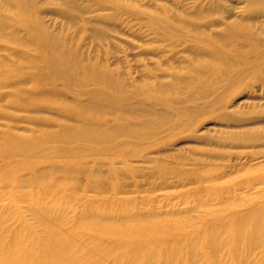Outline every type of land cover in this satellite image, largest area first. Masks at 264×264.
<instances>
[{"label": "rangeland", "instance_id": "1", "mask_svg": "<svg viewBox=\"0 0 264 264\" xmlns=\"http://www.w3.org/2000/svg\"><path fill=\"white\" fill-rule=\"evenodd\" d=\"M258 9L244 0H0V22L19 28L20 39L26 32H47L55 40L53 47L63 48L69 60L106 68L134 96L122 104L135 108L132 114L115 112L149 116L155 132L118 139L100 150L68 146L59 133L56 139L63 142L37 155L15 156L9 164L1 156L0 235L5 248L17 235L25 236L28 248L48 238L52 242L58 239L56 230L84 245L80 264H117L119 257L129 259L130 252L121 240L89 225L91 218H108L113 224L106 227L116 233L126 228L123 222L130 213L141 226L156 228L152 248L144 245L142 250L156 249L149 264H160L164 249L179 252L174 264H264L263 230L259 249L246 247L250 225L241 234L244 245L238 257L233 245L219 247L217 259L204 246L208 232L223 235L226 223L255 218L264 210V12L253 14ZM218 20H244L257 38L245 48L242 43L227 45L235 40L222 37ZM198 32H203L201 38ZM9 44L6 48L0 39V58L17 49L28 51L20 57L32 55L31 47ZM208 68L218 71L209 74ZM191 75L202 81L193 89L186 85ZM174 79L179 90L161 96L154 82ZM0 90L4 94L9 88ZM25 113L0 102V133L29 137L36 118L52 117L39 110ZM75 150L87 154V160L80 162ZM39 192L59 207L51 210L61 220L51 230L45 231L27 205L17 201L22 194ZM189 241L198 244L190 263ZM138 262L144 264V259Z\"/></svg>", "mask_w": 264, "mask_h": 264}, {"label": "bare ground", "instance_id": "2", "mask_svg": "<svg viewBox=\"0 0 264 264\" xmlns=\"http://www.w3.org/2000/svg\"><path fill=\"white\" fill-rule=\"evenodd\" d=\"M244 1L250 6L259 8L253 14H257V11L264 12V0ZM5 18L8 17L6 16ZM218 21L220 23L219 25L223 27L221 31L222 37L235 40L227 43V45L237 46L239 45L238 43H242L241 45L245 48V46L247 47V41H252L254 38H257L252 29H249L247 24H243L244 20L233 21L228 24H221V20ZM18 30L10 28L8 22H0V39L3 40L5 46L10 43L16 47H26L28 49L31 47L32 50L35 49L36 52L34 51V54L37 57L32 56V50L31 56L30 54L23 56L28 52V49H26L27 52L24 49L20 51L23 53L20 57V52L17 49V52L16 50H12L5 57L0 58V75L5 74L2 77L0 76V89L4 88V90H7L9 88L7 93H0V102H6L8 107L18 110V112L27 113L30 110H39L55 117V119L52 117V119L43 118L41 120L39 118H36V120L35 118H30L36 121V125H33L34 129H30L31 135L29 137L12 133L3 136L0 133V157L6 155L7 159L5 161L7 164L11 163V160L15 156L27 155L28 153L37 155L38 150L51 148L50 146L53 144L60 145L63 141L68 146L77 144L85 147L87 145L92 150H96L97 148L100 150L101 147L114 146L118 139L122 141L128 137L141 138L155 133L152 132L154 129L152 121L148 122L149 116L146 118L144 115L139 116L136 114L134 117H129L127 115L124 116L125 114L121 115L115 112L116 109H119L121 112L124 110L128 114H132L136 109L130 106L129 103L124 107L122 104L134 96L133 94L125 93L121 89L122 82L116 81L108 75L106 68L103 67L100 70L94 69L92 64L87 63L86 66L85 62L78 60V58H70L69 60L67 56L65 57L63 55V48L61 51L53 47L55 46L53 43L55 40L47 32L42 31V34L26 32L27 36L24 37L25 39H20L18 37ZM202 33L198 32L197 35L201 38ZM223 47L228 49V46L225 44ZM6 48H8V45ZM213 66L215 67L217 65ZM11 70L17 71L18 73L16 72L17 74H15ZM27 70L31 73L27 74ZM207 70L210 72L209 74H214L218 71L216 68H208ZM196 79H193V75H191L186 85H189L192 89L193 86L197 87L202 81ZM172 82L170 84L161 81L154 83L158 85V89L162 92L160 95L162 96L166 93V90L178 89V81L174 79ZM44 83H46L47 88H43ZM28 85L29 87H27ZM147 85L149 86L146 89L151 88L153 83ZM72 87L73 89L80 88V90L76 93L72 92L69 89ZM167 96L164 95V97ZM50 128H56L57 130L54 133H50L48 132ZM35 133H37V136L34 137L33 135ZM59 133L64 135L63 141H57L56 136ZM74 154L80 162L87 160L86 157L88 155L84 154L81 150H75ZM41 159L43 158L39 157V160ZM53 160L55 159L53 158ZM53 160L51 161L54 162ZM42 176L44 180L49 177L45 178L44 175ZM17 198L18 202L27 205L26 209L29 212H33L37 216L40 225L43 226L45 231L46 229L51 230L56 226L57 222L61 221L60 219H54L52 217L51 210H59V207L50 202L49 200L52 198L50 197L48 199L44 192L43 194L39 192L36 196L34 194H30L29 196L28 193L22 194ZM29 199L35 203L32 204ZM27 201L29 203H26ZM128 215H130L129 221L127 220L126 223L123 222V226L126 228L117 230L116 233H111L109 228L106 227V225L112 223L108 218H91V224L89 226L97 227V231H103L108 237L122 241L124 250L130 252L131 257L127 260L125 258L126 261L122 259L123 257H119L117 264H136L142 258L144 259V264H149L150 259L156 254V249L155 251L149 249L150 251L147 250L148 253L144 254L142 250L144 245L152 248L149 245L152 246L153 239L157 235L155 233L156 228L154 226H145V224L141 226V222H137L132 214L128 213ZM253 216L254 214H252ZM248 225H250L249 232L251 235L249 234V236L251 238L247 237L250 239H248L249 243L246 247L249 250L256 251L259 249L257 245L261 243H258L257 240L260 239V234L264 231V210H259L255 218L245 216L239 220H232L226 223L222 229L223 235H220V233L216 235L210 229L204 246L208 247L213 257L217 259L220 251L219 247L233 245L236 251V257H238V248L244 245L241 234ZM216 231L218 232V230ZM227 231L228 233L232 231L233 236L226 237L225 239L224 234ZM55 232L58 239H54L51 242V238H48V240H42L30 248L26 246L25 236L23 237L22 235L15 236L11 241V247L8 246L5 248L6 240L0 235V264H80L81 254L85 250L84 245L77 243L76 238H65L56 230ZM48 233L50 232L48 231ZM246 235L248 236V234ZM189 243L185 246L188 248L190 245L189 248H191V250L188 248L190 254L188 261L190 263V260L193 259V250L195 248L193 246H196L197 242H194V245L192 241H189ZM177 244L179 243H174V248ZM98 247L96 246V249ZM109 247L110 245L107 246V248ZM177 248H179L178 245ZM180 249L182 248L180 247ZM161 253L160 264H174L179 257V252L172 251V249H164ZM183 256L185 257L187 255Z\"/></svg>", "mask_w": 264, "mask_h": 264}]
</instances>
